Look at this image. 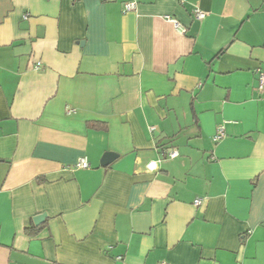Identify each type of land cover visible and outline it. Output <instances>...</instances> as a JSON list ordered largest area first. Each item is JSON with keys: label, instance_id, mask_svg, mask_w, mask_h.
<instances>
[{"label": "crops", "instance_id": "crops-1", "mask_svg": "<svg viewBox=\"0 0 264 264\" xmlns=\"http://www.w3.org/2000/svg\"><path fill=\"white\" fill-rule=\"evenodd\" d=\"M127 1L0 0V264H264V0Z\"/></svg>", "mask_w": 264, "mask_h": 264}, {"label": "built area", "instance_id": "built-area-1", "mask_svg": "<svg viewBox=\"0 0 264 264\" xmlns=\"http://www.w3.org/2000/svg\"><path fill=\"white\" fill-rule=\"evenodd\" d=\"M134 7H135V0H130V1L125 2L124 6H123V10L129 11V10L134 9ZM205 14H206V12L204 10H201L199 8L193 9V16L195 19H202L205 16ZM167 17L173 21V25L179 33H184L186 31V27L183 24H181L179 21H177V20H175L169 16H167ZM257 90L259 92L264 91V68L257 70ZM223 136H224L223 126H218V128H217V130L213 136V139L215 141H217L220 138H222ZM168 156L169 157L177 156V151L176 150L169 151ZM76 166L77 167H83V168L88 167L89 163H88L86 157H80L76 163ZM155 166H156V162L150 161L146 167L149 170H153L155 168ZM200 202H201L200 198H196L194 200L195 205H199ZM161 264H164V263H161Z\"/></svg>", "mask_w": 264, "mask_h": 264}, {"label": "water", "instance_id": "water-1", "mask_svg": "<svg viewBox=\"0 0 264 264\" xmlns=\"http://www.w3.org/2000/svg\"><path fill=\"white\" fill-rule=\"evenodd\" d=\"M117 154L107 151L103 154L100 163L103 165H107L110 161H112ZM46 212L39 213L33 217V222L37 225L43 221L46 216Z\"/></svg>", "mask_w": 264, "mask_h": 264}, {"label": "trees", "instance_id": "trees-1", "mask_svg": "<svg viewBox=\"0 0 264 264\" xmlns=\"http://www.w3.org/2000/svg\"><path fill=\"white\" fill-rule=\"evenodd\" d=\"M27 232H29V233H34V232H35V229H34V230H29V229L27 228Z\"/></svg>", "mask_w": 264, "mask_h": 264}]
</instances>
